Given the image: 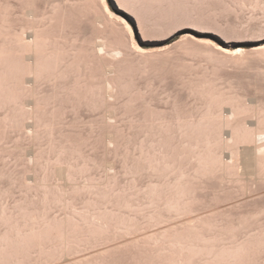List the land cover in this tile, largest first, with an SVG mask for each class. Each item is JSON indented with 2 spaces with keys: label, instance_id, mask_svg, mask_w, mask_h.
I'll return each instance as SVG.
<instances>
[{
  "label": "rangeland",
  "instance_id": "1",
  "mask_svg": "<svg viewBox=\"0 0 264 264\" xmlns=\"http://www.w3.org/2000/svg\"><path fill=\"white\" fill-rule=\"evenodd\" d=\"M16 1L14 0L15 3ZM50 1L40 0L36 4H46L42 8H50L47 12L51 15L54 4ZM58 1L62 9L63 6H70L69 2L79 0H66L69 1H65L66 5L63 4L64 0H56ZM100 2L94 0L87 4L86 7H90L92 12L84 9L86 3L81 0L78 2L81 7H78V3L69 7L73 8L72 11L67 10V7L63 8L65 10L59 7L64 11V16L68 15L67 18L62 16L64 13L61 11H58L60 14L54 10L52 12H55L54 18L56 14L63 17L60 20L65 21V26L57 20L59 16L55 22L59 21L57 25L65 27L64 31L69 33L68 37L64 31L61 35V30L54 26L60 32L58 30L55 34L56 28L53 27V31L51 27L53 36H63L61 40L59 38L62 46L65 37L69 40L71 37L75 38V42L72 39L71 42L64 41L68 44L73 41L75 47L70 49L75 51L74 54L73 51L70 53L68 44L66 45L69 47L64 48L70 51H66L68 54H76L75 57L78 55L77 63L70 62L74 56L67 63L77 66L76 73L74 68L71 71L79 79L76 81L77 76L74 74L75 81L71 75L68 76H71L73 84L79 82L80 85L76 83L77 89L73 87L75 84L71 87L70 81L66 80L67 74L65 78L62 77L65 76L62 71L58 72L57 78L61 76L66 80L65 88L61 85L62 82L58 85L60 79L57 81L55 77L54 80L58 87L62 86L57 93L64 88L62 91L66 90L65 95L60 91L55 97L53 91L55 87L57 90V85L54 86L56 82L53 80L44 85L42 89L49 91L43 92L46 94L42 95L44 98L41 96V101L43 98V106L49 111L45 109L46 113L39 115L36 135L35 132L33 134L35 137L31 138L29 131L25 133L28 136L24 134V118L20 113L14 117L13 110L0 104V264H264V182L259 180L261 177H257L262 175L259 168L253 165L258 172L248 165V168H243L246 172L242 171L245 175L235 170V174H241V177L248 174L244 178L249 180H241L235 174L231 176L229 172L233 167L229 172L224 170L225 173L222 169L215 170L214 173L212 170L210 173L197 172V166L193 165L197 159L195 155L196 160L191 159L192 152H197L199 161L207 148L216 147L217 143L208 145L205 140V137L208 138L205 135H209L211 131L202 129L201 133L199 131L201 137L198 132H194L199 135L197 138H201L199 145L194 139L195 145H198L194 147V151L188 149L187 143L183 147L180 143V147L174 143L177 136L172 135L173 132L169 136L173 143L166 140L172 129L165 134V138L160 133V130L166 129V123L167 126L171 122L176 123L177 119H172V116L187 118L193 115L191 119L197 117L195 121H202L210 115L209 110H212V117L217 119L224 110L228 112V107L233 106L234 103L230 105L228 99H244L249 106L252 101L256 105L257 101V107L252 105L254 109L251 106L245 107L247 105L243 103L245 110L264 109L259 104L264 102V87H260L264 85V50L260 53L261 48H264V0H123L133 14L121 8L116 0H107L109 11L126 18L133 27V32L127 37L124 26L112 16H107L108 9L101 7L103 3ZM41 4L33 7L36 12H41ZM95 6L104 11H98ZM75 10L78 11L77 14ZM101 12H105L102 13L104 26L99 21L96 23L101 18ZM97 13L99 17H94L93 14ZM91 15L97 19L91 20ZM55 22L52 23L55 25ZM91 22L96 23V27ZM68 25H71L69 32L66 31ZM96 28H99L96 34H99L94 38ZM103 30L106 38L110 34L107 39L111 38L113 47L117 45V48L124 49H121L120 54H123V58L119 55L112 60L107 55L110 59L107 60L105 52L100 53V57L97 55L99 52L94 50L97 46L96 39L100 33L104 36ZM94 42L95 46L92 44ZM133 43L140 46L143 52L136 51L131 46ZM240 49L246 50V58L239 60L238 57L236 60L235 51ZM256 49L258 52L255 54ZM224 51H228V55ZM229 51L234 52L230 55L235 57L230 56ZM99 59L105 61L104 66ZM107 80L114 81L115 85ZM105 83L116 86L112 94L114 97H110L109 92L104 96L109 85ZM67 84L70 93L67 91ZM259 84H262L260 88ZM257 90L261 95L256 93ZM228 95L234 98H228ZM105 97L113 100L109 98L111 101H108ZM253 97L258 99L251 100ZM107 102L111 103L107 106H113V109L107 108ZM237 105L232 108H237ZM109 108L113 111L112 122L105 115V109ZM257 111L255 115L259 114ZM244 116H241L242 119H248V122L255 121L258 117L256 115L253 119L251 116L246 117V114ZM105 118H108L109 123L105 122ZM207 120L208 118L204 121ZM12 121H20L16 123L20 126H15ZM161 122L162 129L158 128ZM144 124L147 128L149 125H159L158 132L163 136L156 134V128L150 130ZM176 124L173 123V127ZM179 130L181 131L180 128ZM228 130L225 128V135ZM107 131H112L115 137V141L109 145ZM174 133L179 134L177 129ZM186 145L189 152L187 155ZM240 145L243 149L247 147L243 143ZM220 149H217L218 152ZM29 150L33 152L30 153ZM225 151L228 153L227 149ZM158 156L159 166L156 164ZM162 157L165 158L161 159ZM148 160L156 166H152ZM60 161L72 164L66 166L65 163L63 166L71 167L69 173H73L68 175L71 176L70 182L73 180L77 184L82 183L81 186L73 184V181L68 182V176L60 182L63 185L68 182V186L59 183L57 173L59 175L60 171L56 173L57 168H51V164L53 166L56 163L55 166H58L57 162ZM166 162H169L168 165ZM245 165L247 167L246 163ZM109 166L114 168L110 171ZM168 166L170 167L167 168ZM192 166L196 168L193 169ZM252 170L255 171L257 181L250 175ZM184 171L188 172L187 179L180 174ZM194 171L197 176L192 175ZM227 172L230 176L226 175ZM29 174L30 181L27 178ZM38 175L41 183L48 182V187L46 184L43 188L44 185L37 183ZM108 178L110 181H107ZM251 179L257 183L250 181ZM34 180L37 186H34ZM258 181L262 184L258 185ZM53 183H58L61 187ZM111 183L117 186L113 185L111 188ZM71 184L74 186L71 187ZM114 187L118 188L111 192L115 190ZM61 188H66L67 191L64 193ZM151 190L153 192L149 194ZM109 192L112 195L108 196ZM98 194L99 197H96ZM109 197L114 198L112 202ZM97 198H102V202L105 200V204ZM94 202H100V205ZM35 219L40 225L35 223ZM31 220L35 222L29 224L28 221ZM42 221L46 222L41 226ZM51 221L56 224L47 225ZM32 224L37 225L36 230ZM13 228L17 231L16 235ZM18 228L26 230L23 231L24 234L28 230L30 233L24 235Z\"/></svg>",
  "mask_w": 264,
  "mask_h": 264
},
{
  "label": "bare ground",
  "instance_id": "2",
  "mask_svg": "<svg viewBox=\"0 0 264 264\" xmlns=\"http://www.w3.org/2000/svg\"><path fill=\"white\" fill-rule=\"evenodd\" d=\"M13 1V2H12ZM38 0H17L16 1V3L14 2V0H0V104L2 103V105H4L5 107H7V108H9V109H11V110H13V112H12V114L14 115V117H16L17 115H20L21 114V116H23L22 118H24V120L23 119H21V120H23V126H24V134L26 133H31V135L29 134V136L31 137V138H33L32 136H34V135H36V128H37V126H38V118H39V115L40 114H42V115H44L46 112H45V109L46 108H44L45 106H43V96L42 95H45L43 92L45 91H49V90H47V89H42L43 87H44V85L49 81H51V80H53V81H55L56 82V84L54 83V86L55 85H57V81H58V85H60V83L62 82V86H64V88H65V84L68 82V81H70V83L69 84H71V87H72V80H74L75 79V77L77 78V79H75L76 81L79 79L78 78V75H76L75 73H76V69H75V66L76 65H72L71 63H67V61L69 60H71L70 58H72L73 56L75 57V55H72V54H74L75 53V51L73 50L74 49V47L75 46H73V39H75V38H72L71 37V39L73 40L72 41V45L71 44H68V42H64L65 40L67 41V40H69V39H66V37H68V35H69V33H66L65 31H64V29H65V27L63 28V26H65L66 24H65V21H61L60 19H62L63 17H66V16H64L65 15V13H64V11H61L63 8H65V7H67V10L68 9H70L69 7H71L72 5H76L79 1H76V2H69L70 3V6L68 5H66L68 2L66 1V0H64V2H63V4L64 5H66L65 7L63 6V8L61 9V4H59L60 2L58 1V2H56V0L54 1V0H51V1H54V2H51L50 1V3H53L54 5V7H51L54 11H56V12H58V11H61L62 13H64L62 16L61 15H57L56 14V17L57 16H59L58 18H57V20H59V21H61L62 22V24H63V26L60 28V26L61 25H57L58 23H59V21H57V22H55V20H56V17L54 18L53 16H55V12L54 13H52L53 12V10H52V12L50 13L51 15H49V13L47 12L50 8V6L51 5H49L50 3H47V2H49V0H47V4L49 5V9H47L46 10V8L47 7H45L44 9L42 8V5H44V4H41V2H40V4H41V8L43 9H41V12H36L35 10H34V8L33 7H35L36 5H38V4H36V3H38L37 2ZM61 1V0H60ZM67 3H66V2ZM71 1V0H70ZM75 1V0H74ZM81 1H83V2H85L86 3V5H85V7H84V9L87 11V9H88V11L90 12L91 11V8L89 7H86L87 6V4H89V3H92V1H94V0H81ZM96 1H98V0H96ZM101 0H99V2H100ZM117 1V3L119 4V6L121 7V8H123V9H125L126 11H128L129 13H131V14H133V12L132 11H130V9L125 5V3L123 2V0H116ZM44 2H45V0H44ZM15 3V4H14ZM43 3V2H42ZM66 3V4H65ZM96 3V2H95ZM95 3H93L94 5H95ZM101 3V2H100ZM40 4L38 5V6H40ZM97 4H99V3H97ZM46 5V4H45ZM44 5V6H45ZM56 5H58V7L56 6ZM61 5V6H60ZM80 5H82L81 3H80ZM93 5V6H94ZM47 6V5H46ZM89 6V5H88ZM91 6V5H90ZM98 6V5H97ZM99 6H100V4H99ZM106 7L107 9H108V12H109V8L107 7V0H105V2L103 3V5L101 6V7ZM32 7V8H31ZM57 7V8H56ZM60 7V9H58ZM75 7V6H74ZM78 7H81V6H79V3H78ZM77 7V9H79ZM29 8V9H28ZM31 8V9H30ZM55 8H56V10H55ZM87 8V9H86ZM95 8H97V10L98 11H100V10H102V11H104L103 10V8L102 9H100V8H98V7H96L95 6ZM37 9V8H36ZM90 9V10H89ZM37 10H39V8L37 9ZM51 10V9H50ZM63 10H65V9H63ZM71 11L73 10V8H71L70 9ZM92 10H95L94 8L92 9ZM76 11V10H75ZM81 11H82V9H81ZM80 11V12H81ZM84 11V10H83ZM82 11V12H83ZM87 11V12H88ZM60 12V13H61ZM66 12V11H65ZM79 12V13H80ZM81 12V13H82ZM92 12V11H91ZM106 12V11H105ZM105 12H101V15H100V17L101 18H99V20L97 19V22L96 21H94V22H96L97 24H98V21H99V24L102 26L103 25V15H102V13H104L105 14ZM107 12V13H108ZM111 13H113V14H115L114 12H112V11H110ZM59 12H58V14H60ZM66 13H69L68 11L66 12ZM72 13V12H71ZM73 13H74V11H73ZM78 13V11H76V14ZM84 13H86V12H84ZM54 14V15H53ZM75 14V13H74ZM67 15V14H66ZM69 15H71V14H69ZM80 15V14H79ZM94 15V17L95 16H98L99 17V15H98V13H97V15H95V14H93ZM72 16V15H71ZM83 16V15H82ZM107 16H109L108 14H107ZM106 16V17H107ZM115 16H119L122 20H126L127 21V23H128V25H130V22L126 19V18H124V17H122V16H120V15H118V14H115ZM67 17H68V15H67ZM66 17V18H67ZM91 18H92V15L90 16ZM71 18H73V17H71ZM70 19V18H69ZM75 19L77 20V18H76V16H75ZM95 18H92L91 20H94ZM95 19V20H96ZM110 19V18H109ZM109 19H106V21L108 20L109 21ZM112 19V18H111ZM52 20H54V21H52ZM63 20H65V19H63ZM75 20V21H76ZM90 20V21H91ZM54 23L55 22V25L52 23V22ZM67 21V20H66ZM89 21V20H88ZM89 21V22H90ZM105 21V22H106ZM61 22H60V24H61ZM78 22V21H77ZM93 22V21H92ZM91 22V23H92ZM93 22V23H94ZM52 23V24H51ZM71 23V22H70ZM76 23V22H75ZM92 23V24H93ZM95 23V24H96ZM50 24L51 25H53V26H50ZM65 24V25H64ZM68 24V23H67ZM91 24V25H92ZM95 24H93L94 26H95ZM107 24V23H106ZM109 24H112V22H110L109 21ZM108 24V25H109ZM73 25V27L75 26V24H72ZM99 25V26H100ZM50 26V27H49ZM54 26H57L60 30H61V32H60V30L58 31L57 30V28L56 27H54ZM69 26V28H66L67 30V32H69L68 31V29H70V26L71 25H68ZM98 26V27H99ZM104 26V25H103ZM107 26V25H106ZM112 26V25H111ZM131 26V25H130ZM52 27V30H53V27H54V29L56 28V31H55V34H57V31L58 32H60V34L62 35L63 34V31L65 32V38H64V41H63V45L64 46H68L67 48L68 49H70L72 46H73V49L71 50L70 49V51H68V49H66V47L64 48V46H62L61 45V42H60V40L62 39V37H59V36H61L60 34H59V38H60V40H59V38H57L56 37V35H55V37L53 36L54 34H52L53 33V31L50 29ZM91 27V26H90ZM96 27V26H95ZM94 27V28H95ZM113 27V26H112ZM112 27H110L111 29H112ZM63 28V29H62ZM78 28H79V26H78ZM87 28V27H86ZM94 28L92 29V30H94ZM109 28V27H108ZM109 28V29H110ZM71 29H72V27H71ZM74 29H76V28H74ZM99 29V28H98ZM97 28H96V31H95V34L93 35V37L94 38H96L95 37V35H98V34H96V32H97V30H98ZM102 29V28H101ZM100 29V30H101ZM78 30V29H77ZM91 30V31H92ZM112 30H114V29H112ZM116 30V29H115ZM52 31V32H51ZM90 31V30H89ZM99 31V30H98ZM104 31V30H103ZM106 31H108V30H106ZM73 32V31H72ZM77 32V31H76ZM93 32V31H92ZM101 32V31H100ZM74 33H75V31H74ZM105 31H104V36H102L101 35V33H100V35H99V37L96 39V41H97V43L96 42H94V43H92L93 45L96 43V47H95V49L93 48V46L91 47V48H93L96 52L98 51L99 52V54H97V55H99V57H100V53H104L105 52V55H103V56H105L106 58H107V55L108 56H110L111 58H112V60L113 59H117L118 57H119V55L122 53V50L121 49H123V48H121V49H119V48H117L116 46L115 47H113V45L111 44V42H110V40H111V38L108 40L107 38H109L110 36V34H108V36H107V38H106V36H105ZM79 35H81V34H79ZM77 36H78V34H77ZM101 36V37H100ZM80 37V36H79ZM86 38V37H85ZM93 38V39H94ZM70 39V40H71ZM69 40V41H70ZM83 40H84V38H83ZM92 40V39H91ZM91 40H89V42L91 41ZM85 41V40H84ZM71 42V41H70ZM75 42V41H74ZM83 42V41H82ZM86 42V41H85ZM113 43V42H112ZM66 44H68V45H66ZM89 44V43H88ZM137 45V44H136ZM85 46H87V45H85ZM95 46V45H94ZM89 47V46H88ZM140 47V46H139ZM87 50H88V48H86ZM97 49V50H96ZM262 50H260V48H259V50H260V53L261 52H263V50H264V48H261ZM90 50V49H89ZM124 50V49H123ZM258 49H256V50H254V52H255V54H256V51H257ZM66 51H68V52H70V53H72V51H73V53L72 54H68ZM91 52H92V49H91ZM97 52V53H98ZM124 52V51H123ZM224 52H226L227 53V55H228V51H224ZM237 52H240L241 54L240 55H235V56H237V58L233 55L234 54V52H230L229 51V55H230V53H233V54H231L230 56H234L235 57V59L237 60L238 59V57H239V60H241V59H243L242 57H244V59L246 58L244 55H247V52H246V50L245 49H240V50H238V51H235V53H237ZM258 52V51H257ZM95 53V52H94ZM94 53H91V54H93V56L95 55L96 56V54H94ZM259 53V55L261 56L262 54H260ZM71 56V57H70ZM78 56V55H77ZM75 57L74 59L72 58V60L70 61V62H75V63H77L76 62V60H77V58L78 57ZM92 56V57H93ZM122 58L124 57L123 56V54L122 55H120ZM264 56V55H263ZM69 57V58H68ZM95 58V57H94ZM241 58V59H240ZM260 58V57H259ZM264 58V57H263ZM262 58V56H261V59H263ZM82 59V58H81ZM80 59V60H81ZM94 60V59H93ZM100 60V59H99ZM98 60V61H99ZM107 60H110V59H108L107 58ZM106 60V61H107ZM119 60H121V58L119 59ZM119 60H118V62H119ZM101 61V60H100ZM103 59H102V64H103V66H104V63H103ZM95 62H97V61H95ZM101 62H100V64H101ZM105 62V61H104ZM241 62V61H240ZM78 63H80V62H78ZM98 63V62H97ZM115 63V62H114ZM71 64V65H70ZM115 64H117V62L115 63ZM244 64V63H243ZM67 65V66H66ZM71 66V68L69 69V66ZM109 66L111 65V64H108ZM107 65V66H108ZM114 64H112V66H113ZM67 68H66V67ZM73 66V67H72ZM108 66V67H109ZM63 67H65V68H63ZM114 68L116 67V66H113ZM72 68H74V70L72 69ZM76 68H77V66H76ZM103 68H107V67H103ZM67 69V70H66ZM116 69V68H115ZM65 70L67 71V73L65 72ZM71 70H73L75 73H73ZM111 70V69H110ZM59 71H62V74H63V72L65 73V76L63 75L62 77L63 78H65L66 77V74H67V82H66V80H63V78L61 77V76H59V79L57 78V75H59L58 74V72ZM71 71V72H70ZM113 71H111V73H112ZM68 73H70V74H68ZM107 73V72H106ZM110 73V74H111ZM260 73H261V71H260ZM61 74V73H60ZM61 74V75H62ZM72 74H74V76L75 77H73V75ZM109 74V73H108ZM107 74V75H108ZM112 74H114V72L112 73ZM68 75H71L72 76V80H71V76H68ZM263 75V74H262ZM56 77V80H54V78ZM61 77V78H60ZM70 77V79H68ZM112 79V78H111ZM74 80V81H75ZM73 81V82H74ZM108 82H112V81H110V80H107ZM64 82V83H63ZM66 82V83H65ZM114 82V81H113ZM112 82V83H113ZM78 85H80V83L79 82H76ZM76 83H74L75 84V86H73V87H75V89H77V84ZM64 84V85H63ZM73 84V85H74ZM105 84H109L108 85V91L106 90L105 91V94H104V96H106V92H109L110 94H109V96L110 97H112L113 95V91H115V89L116 88H114V87H116V86H114L113 87V85H115V83H113V85L111 84V83H105ZM111 84V85H110ZM262 84H264V83H262ZM262 84H259L258 85V87L260 86V85H262ZM58 85H57V90H56V87H55V89H54V91H56V92H54L53 90V93H54V95H55V97L59 94V92L61 91V93L63 94V92L64 91H66V90H64V91H62V90H59V92L57 93V91H58V88H60V87H62V86H60V87H58ZM256 87H257V85H256ZM257 87V88H258ZM260 87H264V85L263 86H260ZM259 87V88H260ZM54 88V87H53ZM52 88V89H53ZM66 88L68 89L67 91L69 92V88H68V84L66 85ZM256 88V89H257ZM74 89V88H73ZM105 89H106V85H105ZM263 89L261 88V91H262ZM51 91V90H50ZM68 92H66V93H68ZM263 93H264V91H262ZM43 93V94H42ZM60 93V94H61ZM70 93V92H69ZM115 93V92H114ZM256 93H261V92H258V90L256 91ZM262 93V94H263ZM231 94V93H230ZM229 94V95H230ZM54 95H52L51 97H53ZM63 95H65V92H64V94ZM62 95V96H63ZM108 95V94H107ZM228 95V98H234V96H229ZM261 95V94H260ZM41 96L43 97L42 98V101H41ZM61 96V98H65V97H62ZM66 96H67V94H66ZM55 97H53V98H55ZM109 97V98H110ZM114 97V96H113ZM227 97V96H226ZM225 97V99L227 100V98ZM105 98H107V97H105ZM107 98L108 99V101L110 100V99H112L113 100V98ZM248 98V97H247ZM264 98V97H263ZM262 98V99H263ZM106 99V100H107ZM235 99H237L238 100V102L235 100ZM240 99H242V98H240ZM256 100V99H258V97H256V98H251V100ZM63 100V99H62ZM228 100H230L231 101V99H228ZM244 99H242V101H240L238 98H234L231 102L229 101V104L230 105H232L233 103V106H231V107H228L229 108V110H228V112H224L223 110V113H219L218 115L219 116H217V119L216 118H213L214 116V111H212V110H209V112L211 111L212 113H213V115H211L212 113L210 112V115H211V117H210V115H209V113H208V120L207 121H204L205 119H207V118H205L204 120H202V121H195L194 119H196V118H193V119H191L192 117H194L193 115H191L192 117H189V116H187V118H185L186 116H172L171 118L172 119H174V118H176L177 119V121H176V119H175V121H176V123L178 122H180V124H176L175 122H171V125H168L167 126V123H166V125H165V127L164 128H166L167 129V132H166V129L164 130L165 131V133H164V131H162V130H160V129H162V127H163V125H162V122L160 123V126L158 127V128H160L159 130H160V133H163V135H161L159 132H158V129H157V127H155V126H152L151 127V125H149V127L147 128V125L146 124H144V125H146V127L145 128H147V129H149L150 128V130H153V129H157V132H156V134H158L159 133V135H161V137L163 136L164 138H165V134L167 133H169L168 134V138H165L166 140H170V137L173 135V134H175V136H177V137H175L176 139L174 140L175 142L174 143H176V144H178V146H179V143H180V146L181 147H183L184 146V143L186 144H188V149L189 150H193L194 149V147L195 146H197L198 147V145H199V143H201L200 141L201 140H199V139H201V138H197L200 134H199V131H200V133H201V130L202 129H204V128H207V130L206 129H204V131L206 130V132H209V130L211 131V133L209 132V135L208 134H206L205 136H208V138L207 137H205V140H206V142H207V144L208 145H210V144H216L217 143V145H216V147H218V148H216L215 146L214 147H210V148H207V150H206V152L204 153V155L199 159V161H198V155H197V152H196V154L194 153V152H192V154H193V156H191V159L193 158L194 160H196L195 161V163L197 164H193V165H195V166H197V168L195 169V168H193V166L191 167V168H193V169H195L197 172H199V171H201V172H205V173H208L209 171H213V173H214V171L216 170H219V169H222V171H223V173H225L224 172V170H231L230 168H234V171H233V168H232V171H228L229 173H231L230 175L232 176V174H235V170H237L238 171V173H241L242 175L244 174V173H242V171L244 172L245 170V168H248V165H251L252 167H253V165H254V167H258L259 168V170H260V172H262V175L260 174V175H258L257 177H261L259 180H262V182H264V109L261 107V108H259V110L261 111L260 113H259V110L257 111V110H250L249 108H247L246 110H245V107H250L251 106V109L253 108L252 107V105H255L254 104V102L252 101L251 103V105L249 106V104H246V103H248V102H244L243 101ZM260 100V99H259ZM258 100V101H259ZM111 101V100H110ZM239 101L241 102V103H239ZM245 101H249V100H247V99H245ZM262 101V100H261ZM263 101H264V99H263ZM235 102H237V104L239 103V104H243V103H245V105H247V106H245L244 107V105H240V106H238ZM256 102V105H257V101H255ZM111 105V103H108L107 102V104H106V106L107 105ZM259 104L261 105V106H263L264 107V102H259ZM237 105V108H232V107H235ZM254 106V108L255 107H257V106ZM108 107H110L111 109H113V106H107V108ZM260 107V106H259ZM110 108L109 109H105V110H110ZM227 108V109H228ZM230 108H231V110H230ZM243 108V109H242ZM253 108V109H254ZM258 109V108H257ZM250 110V111H249ZM20 111V112H19ZM44 111V113H41V112H43ZM46 111L48 112L49 110H48V108L46 109ZM107 111H106V113H107ZM227 111V110H226ZM247 111H249L248 113H247ZM257 111V113H259V114H256L255 115V112ZM16 112H17V114H16ZM112 110H110L109 111V114L107 115L106 113H105V115L106 116H108V118H109V121H111L112 122V120H114V118L113 119H111V117H112ZM208 112V111H207ZM250 112H251V114H250ZM18 113H20V114H18ZM115 113H116V111H115ZM254 113V114H253ZM205 114V116L207 115L206 114V112L204 113ZM247 115L246 117H248V116H251V118H253L254 116H255V118L257 117V120H253V119H255V118H253L252 120L253 121H249L248 122V119L247 120H243L242 119V115L244 116V115ZM248 114H250V115H248ZM213 116V117H212ZM174 117V118H173ZM177 117H179V118H177ZM182 117V119H180ZM184 117V118H183ZM189 117V118H188ZM210 117V118H209ZM216 117V116H215ZM245 117V116H244ZM18 118L19 117H17V120H18ZM108 118L106 119L105 118V120H107V121H105L106 123L108 122L109 123V121H108ZM111 119V120H110ZM179 119V120H178ZM13 120H15L14 118H13ZM166 120H168V119H166ZM169 120L170 121H172L171 119H170V117H169ZM16 121V120H15ZM15 121H12V122H15ZM20 122V121H19ZM18 121L17 122H15V126L19 123ZM165 122H169V121H165ZM17 123V124H16ZM170 123V122H169ZM168 123V124H169ZM173 123H174V125L176 124V126L175 127H178V128H176L177 129V133H179L178 135L176 134V133H174L175 131H176V129H175V127H173ZM162 125V126H161ZM18 126V125H17ZM20 126V125H19ZM18 126V127H19ZM112 126H114V125H112ZM171 128H170V127ZM17 127V128H18ZM168 127V128H167ZM173 127V128H172ZM23 128V127H22ZM152 128V129H151ZM181 129V131L179 130L178 131V129ZM219 128V129H218ZM225 128H227V129H229L228 130V132H227V135H225ZM26 129V130H25ZM170 129H174V131H172V130H170ZM217 130V132H215L216 130ZM21 130V129H20ZM170 130V131H169ZM213 130H214V132H213ZM26 131H29V132H26ZM169 131V132H168ZM23 132V131H22ZM34 132H35V134H34ZM171 132H173L172 133V135H171ZM194 132H198V134L199 135H196V133L194 134ZM106 133H108V136H107V144L109 145V143L111 142V143H113V141H115L114 140V136H113V133H112V131H107ZM213 133H215V134H213ZM25 134V135H26ZM34 134V135H33ZM205 134V133H204ZM181 135H183L182 137H183V139H182V137H181ZM195 135V136H194ZM26 136H28V135H26ZM167 136V135H166ZM170 136V137H169ZM178 136H179V138H178ZM197 136V137H196ZM213 138H215V139H211L212 137ZM35 137V136H34ZM114 137V138H113ZM199 137H201V135L199 136ZM173 139V138H172ZM178 139H179V141L182 139V141L181 142H183V144H181V142H179L178 141ZM194 139H196V143H198V145L196 144L195 145V143H194ZM198 139V140H197ZM178 141V143H177V141ZM171 141V140H170ZM172 143H173V140L171 141ZM203 142V141H202ZM214 142V143H213ZM194 143V144H193ZM219 143V144H218ZM246 144L247 145V147H245L244 149H243V147L240 145V144ZM164 144H165V141H164ZM250 144V145H249ZM146 145V144H145ZM145 145H143V146H145ZM163 145V144H162ZM175 145V144H174ZM219 145V146H218ZM142 146V147H143ZM179 146V147H180ZM244 146V145H243ZM109 147V146H108ZM149 147V146H148ZM164 147V146H163ZM242 147V148H241ZM151 148H153V147H151ZM160 148V147H159ZM214 148H216V150L214 149ZM221 148V149H220ZM163 149V148H162ZM186 149H187V145H186ZM185 148L183 149V150H186ZM188 149H187V151H186V155L189 153L188 152ZM217 149H220L219 151L220 152H218V150ZM227 149V151H228V153L225 151ZM147 150H150V148L149 149H147ZM157 150V149H156ZM194 151V150H193ZM196 151V150H195ZM29 152L31 153V152H33L32 150H29ZM28 152V153H29ZM159 152V151H158ZM185 151H183V153H184ZM225 152L227 153V154H225ZM29 153V155H31ZM146 153V152H145ZM145 153H143V155L145 156ZM191 153V152H190ZM160 154V153H159ZM185 154V153H184ZM191 154V155H192ZM33 155V154H32ZM31 155V156H32ZM194 155H195V157H196V159L194 158ZM159 157L160 156H158V161H156V164H157V162L159 163ZM198 157V158H197ZM165 158V157H164ZM163 157L161 158V159H164ZM157 159V158H156ZM164 161H166V160H164ZM170 161V160H169ZM191 161V160H190ZM35 162V161H34ZM148 162H149V160H148ZM153 162V161H152ZM160 162H163V161H160ZM192 162V161H191ZM32 163H33V161H32ZM60 163H62V165H60ZM60 163H58L57 162V165L58 166H55L56 165V163L52 166V164H51V168H57L55 171H56V173H57V171L59 170L60 171V173H59V175H58V173H57V176L60 178H58V180H59V183L60 182H62L63 180H62V178H66L68 175H70V174H72L73 172H70L69 173V171H71V170H69L71 167H69L70 165L72 166V164H68V163H66V162H63V161H60ZM64 163V164H63ZM65 163H66V166L67 165H69L68 167H66V166H63V165H65ZM150 163V162H149ZM165 163V162H164ZM169 163V162H168ZM168 163L166 162V165H168ZM188 163H190V162H188ZM245 163L247 164V167H245L246 165H245ZM106 164V163H105ZM109 164V163H108ZM151 164V163H150ZM153 164V163H152ZM151 164V165H152ZM161 164V163H160ZM171 164H173V161H172V163ZM48 165L50 166V164L48 163ZM74 165V164H73ZM111 165V167H112V164H110ZM153 165H155V164H153ZM152 165V166H153ZM163 164H161V166H162ZM165 165V164H164ZM245 165V166H244ZM105 166V165H104ZM106 166H108V165H106ZM156 166V165H155ZM157 166H159L158 164H157ZM33 167H34V165H33ZM110 167V166H109ZM109 168L110 169V171H111V169H113V168ZM170 166H168L167 168H169ZM253 167V168H254ZM244 168V169H243ZM249 168H250V166H249ZM108 169V168H107ZM156 169V168H155ZM192 169V170H193ZM251 169V168H250ZM254 169H256V168H254ZM257 171H258V169H256ZM55 171H54V173H55ZM187 171V170H186ZM186 171H184V173L182 172V173H180V174H182L181 176L182 177H186L187 176V174H188V172H186ZM189 171V170H188ZM211 171V172H212ZM215 171V172H216ZM221 170L219 171V172H222ZM106 173H107V171H105ZM228 172L226 173V175L228 174ZM246 172V171H245ZM250 172V171H249ZM252 172H253V170H252ZM255 172V171H254ZM254 172L253 173H251L250 175H251V177L253 178L254 177V179L256 178V180L255 181H257V177H256V175L254 174ZM259 172V171H258ZM36 173V172H35ZM56 173H55V176H56ZM69 173V174H68ZM137 173V172H136ZM135 173V175H137ZM190 173V172H189ZM192 173V172H191ZM210 173V172H209ZM222 173V174H223ZM238 173H237V175H238ZM184 174H185V176H184ZM240 174V175H241ZM252 174H254V176L252 175ZM32 175V174H31ZM34 175V174H33ZM35 175H37V174H35ZM34 175V176H35ZM108 175V174H107ZM109 175H110V173H109ZM192 175H196L197 176V173H195V171L193 172V174ZM223 175H225V174H223ZM229 175V174H228ZM229 175V176H230ZM236 174L234 175L235 177L237 176ZM240 175H238L239 177H241ZM245 175V174H244ZM28 176V175H27ZM138 176V175H137ZM136 176V177H137ZM237 176V178H239ZM247 176H248V174H247ZM247 176H243V177H241V180H242V178H244V177H247ZM29 177H30V174H29V176L27 177L28 178V180H29ZM38 177H39V175H38ZM69 177V179H68V182H70V178H71V176H68ZM135 176H134V178H136ZM192 177H194V176H192ZM37 178V177H36ZM35 178V180H38L39 179V181H37V183H41L40 182V177L38 178V179H36ZM133 178V179H134ZM189 178V177H188ZM191 178V177H190ZM189 178V179H190ZM26 179V178H25ZM185 179H187V177L185 178ZM244 179H246V178H244ZM243 179V180H244ZM248 179V178H247ZM246 179V180H247ZM28 180H24V181H28ZM35 180H34V184L36 183L35 182ZM62 180V181H61ZM134 180H137V179H134ZM246 180H244V182L246 181ZM249 180V179H248ZM30 181V180H29ZM73 180H71V182H72ZM107 181H110L109 180V178H108V180ZM189 181H191V180H189ZM250 181H254V180H250ZM254 181V182H255ZM56 182H57V179H56ZM68 182L66 183V185L68 184ZM70 182V183H71ZM105 182V181H104ZM103 182V183H104ZM112 182V181H111ZM262 182L260 181H258V185H259V183L260 184H262ZM28 183V182H27ZM30 183V182H29ZM48 182H46L45 184L44 183H41V185L40 186H42V185H44V186H42L43 188L45 187V185L47 184ZM69 183V184H70ZM75 182L73 181V184H74ZM103 183H102V185H103ZM106 183V182H105ZM104 183V185L105 186H107V184H105ZM133 182H130V184H132ZM255 183H257V182H255ZM34 184H32V185H34ZM38 184V185H39ZM61 184V183H60ZM60 184H58V183H56V184H54L53 183V185H57V187L59 186V187H61L60 186ZM73 184H71V185H69V187L71 186V187H73L74 185ZM75 184H77V183H75ZM134 184H136L135 182L133 183V185ZM247 184H249V183H246V185ZM48 185L49 184H47L46 186L48 187ZM62 186H65L66 187V185H63V183L61 184ZM77 185H80V183L79 184H77ZM76 185V186H77ZM81 185H82V183H81ZM80 185V186H81ZM109 185V184H108ZM114 185V184H113ZM113 185H112V183H111V188H113ZM132 185V186H133ZM34 186H37V184H35ZM68 186V185H67ZM114 186H117V184L116 185H114ZM119 186V185H118ZM260 186H262V185H260ZM69 187H67V189L69 188ZM108 187H110V185L108 186ZM247 187V186H246ZM262 187H264V184H263V186ZM64 188V187H63ZM63 188H61V189H63ZM115 188V190H113V191H111V192H115L116 191V189L118 188V187H114ZM136 188H137V186H136ZM249 188V187H248ZM49 189V188H48ZM47 189V190H48ZM66 189V188H65ZM65 189H63L64 191V193H65V191H67V190H65ZM122 188H120L119 190H121ZM247 189V188H246ZM154 190V189H153ZM153 190H151L150 192H148L149 194L151 193V192H153ZM108 191H110V188H109V190ZM122 191V190H121ZM105 193H106V190H105ZM105 193H104V195H105ZM108 194H111L110 192L109 193H107V195ZM155 194V193H154ZM107 195H106V198H108L107 197ZM112 195V194H111ZM153 195V194H152ZM109 196V195H108ZM96 197H99V194L96 196ZM105 197V196H104ZM114 198H115V196H113ZM113 197H109V198H113ZM93 198V197H92ZM113 198V199H114ZM94 199V198H93ZM96 199V198H95ZM97 199H99V198H97ZM113 199L111 200V202L113 201ZM90 200V199H89ZM100 200V202H102L101 200H102V198L101 199H99ZM109 200V199H108ZM98 201V200H97ZM104 201L105 200H103V202L102 203H104ZM107 201V200H106ZM110 201V200H109ZM89 202V201H88ZM100 202H99V204L98 203H96V202H94V204L96 203V204H98V205H100ZM108 202V201H107ZM88 204H90V203H88ZM93 204V203H92ZM105 204V203H104ZM89 206V205H88ZM85 208H86V205H85ZM264 208V207H263ZM88 209H91V207L90 208H88ZM261 213H263V212H261ZM34 216H36V215H34ZM32 217V216H31ZM31 219H34V217L33 218H31ZM39 220H40V218H39ZM44 220V219H43ZM31 221H33V220H31ZM31 221H28V223L30 222V223H34L35 221V223H37L38 222V220H36L35 219V221H33V222H31ZM25 222V221H24ZM40 222V221H39ZM46 222V221H45ZM44 221H42L41 222V226H42V223H45ZM48 222V221H47ZM26 223V222H25ZM29 223V224H30ZM51 223H52V221L51 222H49V224H47V225H51ZM52 224H56V223H52ZM58 224V223H57ZM35 225V226H34ZM37 225H40V223H37ZM36 224H32V226L34 227V229H35V227L37 226ZM45 225V224H44ZM263 225V224H262ZM27 226H30V225H27ZM46 226V225H45ZM11 227V226H10ZM24 227H25V224H24ZM23 227V228H24ZM20 228V227H19ZM18 228V229H19ZM31 228V231L33 230L32 229V227H29V229ZM38 229H39V226L37 227ZM14 229V228H13ZM24 229H26V228H24ZM28 229V228H27ZM37 229V230H38ZM16 230H17V227H16ZM36 230V229H35ZM263 230H264V228H263ZM13 231V233H15V235H16V232L18 231H16L15 232V229L14 230H12ZM19 231H20V233L22 232L23 234H24V232H26V230L24 231L23 229H22V231H21V229H19ZM24 231V232H23ZM34 231V230H33ZM32 231V232H33ZM28 232H29V230L27 231V234H28ZM19 233V232H18ZM17 233V234H18ZM30 233V232H29ZM26 234V233H25ZM24 234V235H25ZM26 234V235H27ZM262 236L264 237V231L262 232ZM260 239H262L263 240V238H261L260 237ZM264 242V241H263ZM263 245V244H262ZM264 248V247H263Z\"/></svg>",
  "mask_w": 264,
  "mask_h": 264
},
{
  "label": "snow or ice",
  "instance_id": "3",
  "mask_svg": "<svg viewBox=\"0 0 264 264\" xmlns=\"http://www.w3.org/2000/svg\"><path fill=\"white\" fill-rule=\"evenodd\" d=\"M102 3L105 2V0H101ZM107 11V9H105ZM108 15L109 16H112L114 20L118 21L122 26H124L125 28V36L127 37L128 34H131L133 32V27L128 25L127 21L126 20H122L119 16H114L113 13H111L110 11L108 12ZM195 38L193 37V40ZM210 43V42H208ZM133 48L136 49V51L138 52H143V49L140 48L138 45H136L135 43H133L131 45ZM241 53L240 52H237L235 53L234 55H240Z\"/></svg>",
  "mask_w": 264,
  "mask_h": 264
}]
</instances>
